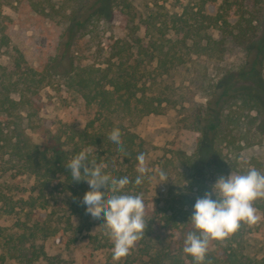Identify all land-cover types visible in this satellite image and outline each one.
Returning a JSON list of instances; mask_svg holds the SVG:
<instances>
[{
	"label": "trees",
	"instance_id": "trees-1",
	"mask_svg": "<svg viewBox=\"0 0 264 264\" xmlns=\"http://www.w3.org/2000/svg\"><path fill=\"white\" fill-rule=\"evenodd\" d=\"M116 1L63 0L56 6L53 0H0V48L14 41L30 48L26 52L16 47L12 69L0 73V159L4 166L34 176L40 190L53 183L62 184L71 191L72 203L82 212L86 211L82 200L90 190L89 184L72 180L68 161L80 151L91 149L90 159L105 164L112 176H127L132 181L124 189L126 193L140 194L143 184L134 183L139 175L135 167L137 156L146 149L132 130V122L150 113H161L169 103L176 102L164 90H150L155 77L142 66V59L131 60L132 44L125 39L109 42L105 65L76 63L75 41L86 34L96 36L97 25L112 19ZM120 1L130 6L127 0ZM7 4L17 11L16 18L2 12ZM55 14L60 15L56 21ZM150 20L147 26L153 33L148 40L135 39L139 54L156 59L154 70L158 75L173 77L182 64L200 56L220 62L228 40L245 53L238 65H219L217 74L201 87L207 101L198 105L188 125L199 133L196 149L175 154L182 170L177 173L176 185L169 188L172 192L180 184L179 192L177 196L169 193L165 197L168 205L161 209L165 226L178 243L173 253L169 243L165 247L164 240L148 236L153 225L147 216L153 211L143 198L148 223L140 240L145 248L142 250L149 254L148 260L141 262L195 264L183 247L186 234L194 230L190 218L197 198L211 191L218 177L228 176L231 171L243 174L255 167L264 172V0H187L180 12ZM48 21H53L52 27ZM54 76L63 77L87 104L96 106L97 112L78 134L64 138L56 131L37 144L26 127L40 111L41 88ZM242 108L246 116H242ZM126 116L130 125L121 120ZM114 128L121 131L123 151L108 139ZM5 196L0 187V201H6ZM21 204L23 207L30 201L21 199ZM254 206L264 211V198L255 200ZM1 208L0 213L8 212L13 205H9L12 209ZM19 223L26 227L25 222ZM246 228L247 224L242 223L229 238L215 241L216 247L209 248L203 264H264V253L255 257L243 251ZM16 237L9 252H17L13 256L25 264H34L38 248L25 233L10 234L7 240Z\"/></svg>",
	"mask_w": 264,
	"mask_h": 264
},
{
	"label": "rangeland",
	"instance_id": "rangeland-1",
	"mask_svg": "<svg viewBox=\"0 0 264 264\" xmlns=\"http://www.w3.org/2000/svg\"><path fill=\"white\" fill-rule=\"evenodd\" d=\"M53 1L59 6L63 0ZM186 2L187 0H127L130 6L125 7L123 2L117 0L113 3L112 19L97 25V35H83L74 44L77 64L105 65L110 51L109 42L114 38L129 41L132 44L131 60L142 59V66L149 69L151 77H155L150 90H164L165 94L176 101L175 104L169 103L161 113H150L132 122V130L139 135L146 149L144 166L148 171L143 177L140 195L147 199L150 210L156 211L147 216L152 219L153 225L148 236L164 240L165 247L169 243L172 253L177 249L178 243L174 242L176 236L172 235L171 229L165 226L161 209L168 205L165 197L169 193L177 196L179 192L180 184L173 187L172 192L169 188V185H176L177 173L182 170L175 154L180 151L191 153L196 149L199 133L188 125L198 105L207 101V94L201 87L207 85L209 77L217 74L219 65H238L245 59L244 50L228 40L222 61L215 63L200 56L182 64L173 77L158 75L154 70L156 59L149 60L144 53L139 54L140 48L135 38H143V42H146L153 33L152 29H148L147 21H151L153 16L165 17L180 12ZM2 12L13 18L17 16V11L10 4L3 5ZM59 18L60 15L55 14L54 21ZM52 22L48 21L47 24L52 27ZM16 47L30 51V48L19 45L16 41L7 47H1L0 73L12 69L17 56ZM39 96L40 111L26 127L31 140L37 144L44 143L56 131L61 132L64 138L78 134L97 112L96 106L87 104L78 91L66 85L61 76L52 77L41 88ZM240 112L242 116H246L244 108ZM121 120L131 124L128 116ZM139 167L140 162L135 167L136 171ZM160 171L166 174L167 181L161 182ZM233 172L236 171H231L228 176ZM138 173L140 175L139 171ZM0 187L6 194L7 201H0L1 209H12L9 205H13L11 211L0 213V264H25L13 256L17 252H9V247L17 242V237L14 241L7 240L10 234L16 236L21 233H25L38 248L34 264H143L141 261L148 260L149 253L142 250L145 248L139 240L128 256L114 261V244L106 235L104 221L93 219L86 211H79L72 203L71 191L62 184L53 183L40 190L34 176L4 166L0 159ZM21 199H28L30 204L22 207ZM255 208L261 219L254 225L247 224L243 251L259 257L264 253V211ZM19 221L25 222L26 227L21 226ZM215 243L211 241L209 248H215Z\"/></svg>",
	"mask_w": 264,
	"mask_h": 264
},
{
	"label": "clouds",
	"instance_id": "clouds-1",
	"mask_svg": "<svg viewBox=\"0 0 264 264\" xmlns=\"http://www.w3.org/2000/svg\"><path fill=\"white\" fill-rule=\"evenodd\" d=\"M108 139L123 151L119 128H114ZM90 152L91 149L80 151L66 167L73 181L88 182L90 190L85 193L82 204L93 219L104 221L106 235L114 244L112 258L119 261L128 256L135 243L145 235L146 205L142 195L124 191L132 183L127 176H112L106 171L105 164L89 158ZM137 160L140 175L134 183L139 186L148 169L144 166V154H139ZM159 176L161 182L168 180L163 171ZM258 198H264V172L255 167L248 168L243 174L233 172L218 177L212 190L196 200L190 218L194 230L186 234L183 252L191 256L195 264H203L211 241L226 240L240 229L242 223L254 225L260 221L254 207Z\"/></svg>",
	"mask_w": 264,
	"mask_h": 264
}]
</instances>
